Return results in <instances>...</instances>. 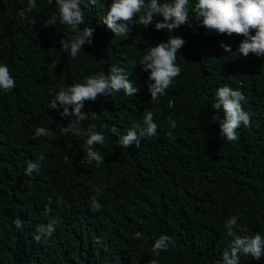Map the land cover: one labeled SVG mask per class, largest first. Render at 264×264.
Segmentation results:
<instances>
[{
	"label": "trees",
	"instance_id": "trees-1",
	"mask_svg": "<svg viewBox=\"0 0 264 264\" xmlns=\"http://www.w3.org/2000/svg\"><path fill=\"white\" fill-rule=\"evenodd\" d=\"M111 2L80 0L85 22L79 28L93 27L94 33L92 44L73 59L60 41L75 33L60 23L55 0H35L31 11L28 0H0V64L16 83L10 92L0 91V264H215L231 241L224 224L233 215L248 229L239 235L264 237V56L239 54L243 36L204 28L192 11L198 0H189V22L174 32L155 29L162 17L145 28L137 16L127 36H115L103 24ZM52 16L56 24L45 25ZM174 35L185 40L176 57L182 70L152 101V82L140 61ZM112 66L129 73L139 91L84 101L89 118L81 126L95 124L106 138L94 146L105 161L97 166L85 160V137L61 134L75 117L62 118V108L49 105L62 87L107 74ZM225 85L246 97L242 106L251 114L250 127L241 125L235 143L224 140L212 119L223 118L212 105ZM148 111L157 135L141 137L139 147H122L110 128L125 135L133 125L144 127ZM38 127L51 135L36 137ZM41 153L40 171L26 175L27 163ZM93 195L102 205L98 212L91 208ZM17 219L23 221L19 229ZM50 219L58 221L55 231L36 241L37 226ZM136 232L143 236L136 239ZM165 234L175 245L154 254L152 243ZM239 264H264V257L240 255Z\"/></svg>",
	"mask_w": 264,
	"mask_h": 264
},
{
	"label": "clouds",
	"instance_id": "clouds-1",
	"mask_svg": "<svg viewBox=\"0 0 264 264\" xmlns=\"http://www.w3.org/2000/svg\"><path fill=\"white\" fill-rule=\"evenodd\" d=\"M53 0H48L51 4ZM92 2V0H90ZM58 11V19L61 24L70 27L75 35L71 39H61L60 45L70 56L75 59L81 52L82 46L87 43L92 44L94 33L93 27H84L81 31L80 25L85 22L84 10L80 7V0H55ZM37 7L35 0H28L27 10L31 11ZM192 11L199 18L200 23L207 30L225 35H240L243 39L237 48V52L243 56L249 53L258 57L264 56V0H198ZM18 14L23 17L24 10ZM138 16L136 23L147 28L154 23V17H162L163 22H155L156 30H167L172 33L181 25L188 24L189 20V0H170V2H159V0H112L108 11L103 19V24L115 36H127L131 32L130 25H133L134 17ZM57 16H52L45 25H54ZM254 31V35L250 32ZM185 43V40L177 35L171 36L166 42L156 44L147 50L140 63L143 70L148 72L149 92L152 101H156L165 94L174 80L181 73V67L176 63L178 49ZM225 52H231V46L220 43ZM236 54V53H235ZM55 67V64L53 65ZM123 68L112 66L107 74L96 73L84 78L83 83H74L68 87H62L55 95L49 105L50 109L56 110L58 105L62 108L60 116L75 117L71 123L60 129L61 134L72 132L73 134L86 138L87 163L96 162L97 166L104 164V157L95 149V145L103 146L105 135L96 131L95 124H89L87 128L81 126V122L89 118V113L82 111L84 101H95L99 96H108L113 92L123 90L127 96H133L139 90L128 78ZM16 87L9 67L0 64V91L10 92ZM246 97L232 87L225 85L219 87L215 95V103L212 107L223 111V118L214 114L212 119L218 121L220 135L227 142L235 143L239 140L237 130L243 125L245 128L251 125V114L246 111L242 102ZM71 106V108H70ZM92 119H96L95 113L91 114ZM171 127L176 128V122L172 116L167 117ZM144 127L133 125L125 135L120 134V130L115 126L110 128V132L119 137V144L124 148L131 145L140 146L141 137L157 135L158 125L154 122V114L146 112L143 118ZM51 133L44 127L35 130V136H49ZM171 137L172 133H168ZM45 159L41 153L35 161H29L25 169L26 175L38 173L41 168L40 162ZM96 193H101L99 187L95 188ZM62 203V199L59 201ZM91 208L93 211H100L102 205L96 195L91 197ZM50 211V209H49ZM238 217L233 215L224 224L227 230L226 235L231 237L228 249L222 253V257L215 261V264H239L240 255H250L255 260L264 257V237L258 232L253 235L241 236L238 232H246L247 228L237 224ZM19 229L23 226V221H14ZM57 219H50L47 224L38 225L36 241H40L42 236H51L55 231ZM136 239L143 236L142 232L134 234ZM170 245L174 246L175 241L168 235H160L152 243L151 250L154 254L167 251ZM149 264H158L156 259L150 260Z\"/></svg>",
	"mask_w": 264,
	"mask_h": 264
}]
</instances>
